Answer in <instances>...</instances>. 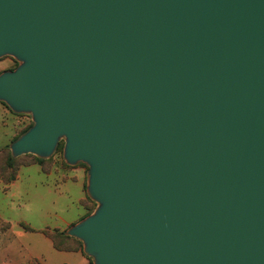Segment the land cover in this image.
<instances>
[{
  "label": "water",
  "instance_id": "water-1",
  "mask_svg": "<svg viewBox=\"0 0 264 264\" xmlns=\"http://www.w3.org/2000/svg\"><path fill=\"white\" fill-rule=\"evenodd\" d=\"M13 158L84 164L93 264H264V0H0Z\"/></svg>",
  "mask_w": 264,
  "mask_h": 264
},
{
  "label": "crops",
  "instance_id": "crops-1",
  "mask_svg": "<svg viewBox=\"0 0 264 264\" xmlns=\"http://www.w3.org/2000/svg\"><path fill=\"white\" fill-rule=\"evenodd\" d=\"M33 166H37L47 179L31 180L21 192L20 170ZM21 168L11 184L6 185L0 180V264H47L44 257L28 245L33 233L44 235L59 253L81 255L85 264H91L83 251H59L53 241L41 233L43 230L67 232L88 216L87 169L81 165L67 167L63 162L53 163L49 172L39 164ZM51 177H54L53 183L49 181ZM20 194H23L24 203L19 202ZM22 225L36 232H28Z\"/></svg>",
  "mask_w": 264,
  "mask_h": 264
},
{
  "label": "rangeland",
  "instance_id": "rangeland-1",
  "mask_svg": "<svg viewBox=\"0 0 264 264\" xmlns=\"http://www.w3.org/2000/svg\"><path fill=\"white\" fill-rule=\"evenodd\" d=\"M17 67L18 62L13 58L6 57L0 60V74L7 70H14ZM32 125L33 121L30 115L15 114L6 104L0 102V154L10 153V145L24 130ZM52 158L53 163H61L64 161L63 155L60 153H55ZM20 163V165L29 166L33 163H37V160L35 159V156L30 155L22 158ZM39 175L41 177H39ZM20 177L22 180L21 192H24L25 186L30 184L31 180L37 181L39 178H42L43 180L47 179L44 174L40 173V169L37 166L21 168ZM49 181L53 183L54 177H51ZM19 197V202H23V194H20ZM88 207L90 209H92V207L94 208L92 203H88ZM90 209L89 213L91 212ZM35 225L37 224L35 223ZM24 242L27 243L25 239ZM28 243L37 255H42L44 257L47 264H85L81 255H79V257H74L73 255L59 253L56 251L50 241L40 233H33V235L29 237Z\"/></svg>",
  "mask_w": 264,
  "mask_h": 264
},
{
  "label": "trees",
  "instance_id": "trees-1",
  "mask_svg": "<svg viewBox=\"0 0 264 264\" xmlns=\"http://www.w3.org/2000/svg\"><path fill=\"white\" fill-rule=\"evenodd\" d=\"M33 127L30 126L29 128H27L26 130H24L19 137H17L14 142L16 140H18L23 134H25L27 131H29L31 128ZM10 149V147H9ZM63 151H64V142L62 141L57 150L56 153H60L63 155ZM30 155H26V156H22L20 158H13L12 153H5V154H0V180L3 181L6 185L11 184L12 182H14L17 177H18V172L19 169L22 166H28V165H20V161L22 160V158L24 157H28ZM37 163L35 164H39L43 167V170L45 172H49L53 166V162L52 159L50 158L49 160H42L39 158H36ZM20 163V164H19ZM34 164V163H33ZM63 164L68 166L65 161H63ZM81 166H84L85 168L87 167L84 164H80ZM88 171V167L86 168ZM88 203H92L94 208L92 207V209H90L88 207ZM97 207L96 203L93 202L89 197H87V208L90 209V214L93 213V211L95 210V208ZM24 227V229L28 232H36L34 229L26 226V225H22ZM41 233L45 234L46 236H48L54 243V247L59 250V251H78L81 250L83 251V244L79 241L76 240L74 238H71L69 236L66 235V232H59V231H51V230H43L41 231ZM91 264H93V261L89 258ZM33 264H36L35 262Z\"/></svg>",
  "mask_w": 264,
  "mask_h": 264
}]
</instances>
